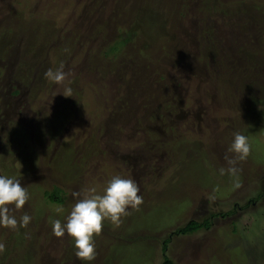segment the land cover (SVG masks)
<instances>
[{
    "label": "rangeland",
    "instance_id": "rangeland-1",
    "mask_svg": "<svg viewBox=\"0 0 264 264\" xmlns=\"http://www.w3.org/2000/svg\"><path fill=\"white\" fill-rule=\"evenodd\" d=\"M237 131L250 153L221 174ZM0 174L32 217L0 225V264H264V0H0ZM115 175L142 203L82 261L51 221Z\"/></svg>",
    "mask_w": 264,
    "mask_h": 264
},
{
    "label": "clouds",
    "instance_id": "clouds-1",
    "mask_svg": "<svg viewBox=\"0 0 264 264\" xmlns=\"http://www.w3.org/2000/svg\"><path fill=\"white\" fill-rule=\"evenodd\" d=\"M63 66L55 71L48 69L44 75L47 79L60 84L64 81L66 73ZM64 96H73L72 89L66 87ZM228 152L232 157L225 159L229 167L221 168L219 171L224 174L235 176L239 169L237 161L245 160L250 153L249 138L242 132H234ZM140 188L132 178H124L119 175L112 176L102 192H97L95 187L87 189V195L81 196L79 192H72L75 203L64 220L53 219L51 221L52 232L56 237L69 235L73 241L75 256L82 261H92L95 258L94 235H99L102 223L109 220L119 224L121 217L128 214L129 209H135L142 203V195H139ZM29 199L25 186L21 185L20 179L11 175L0 174V225L15 229L17 225L26 227L32 217L25 212L19 217L12 215L13 209L20 210ZM11 206V207H10ZM62 211V209H57ZM4 245L0 244V250Z\"/></svg>",
    "mask_w": 264,
    "mask_h": 264
},
{
    "label": "trees",
    "instance_id": "trees-1",
    "mask_svg": "<svg viewBox=\"0 0 264 264\" xmlns=\"http://www.w3.org/2000/svg\"><path fill=\"white\" fill-rule=\"evenodd\" d=\"M206 37H208V36H206ZM245 37L247 38V36H244V38ZM110 48L116 49L117 48V45L116 44L115 45L113 44V45L110 46ZM163 48H164V46L160 47V49H163ZM164 49H163V52L165 51ZM213 52H215V51H213ZM104 53L106 54L108 52L107 51H104ZM241 129H242V126H241ZM60 192H61V190L59 189V187L53 186L52 190H45L44 191V197H46L51 202L62 203L63 202V197L60 195ZM262 193H264V191ZM260 194L261 193L256 194L254 196L253 200L254 199L255 200L258 199L260 197ZM250 200H252V199H250ZM214 215L215 214H211L210 217H212ZM210 217L209 216L208 217H204L201 220H197V219L190 218L182 226L176 228L175 231L178 232V233H180V234L194 233V232L198 231L199 229L208 227L209 224H210ZM167 242H168V239H164L163 242H162V251L163 252L166 249ZM161 264H173V262L167 257V255H165V252L163 253V261H162Z\"/></svg>",
    "mask_w": 264,
    "mask_h": 264
}]
</instances>
